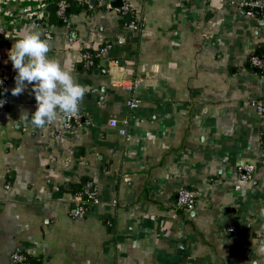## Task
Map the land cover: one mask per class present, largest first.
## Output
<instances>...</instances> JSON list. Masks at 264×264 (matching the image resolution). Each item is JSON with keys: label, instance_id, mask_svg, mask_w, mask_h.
<instances>
[{"label": "crops", "instance_id": "1", "mask_svg": "<svg viewBox=\"0 0 264 264\" xmlns=\"http://www.w3.org/2000/svg\"><path fill=\"white\" fill-rule=\"evenodd\" d=\"M125 1L126 15L90 0L63 23L52 0L42 27L23 0L0 4L2 73L15 87L10 28L50 32L49 57L88 89L90 121L70 131L20 121L36 110L32 85L0 112V264L15 252L38 264H251L264 244V113L254 105L264 77L249 61L264 55V15L242 0ZM86 182L98 202L76 219L72 197ZM183 188L198 193L191 212L175 208Z\"/></svg>", "mask_w": 264, "mask_h": 264}, {"label": "clouds", "instance_id": "2", "mask_svg": "<svg viewBox=\"0 0 264 264\" xmlns=\"http://www.w3.org/2000/svg\"><path fill=\"white\" fill-rule=\"evenodd\" d=\"M14 41L8 52V59L17 73L11 95L19 96L32 85L31 94L36 101L34 113L21 109L20 121L44 128L56 121L76 117L88 89L78 83L58 59L49 57V40L42 38L41 31L25 28L18 32ZM4 103L0 101V107ZM261 214L264 215V210ZM256 252L259 259L252 260L251 264H264V244L257 247Z\"/></svg>", "mask_w": 264, "mask_h": 264}, {"label": "built area", "instance_id": "3", "mask_svg": "<svg viewBox=\"0 0 264 264\" xmlns=\"http://www.w3.org/2000/svg\"><path fill=\"white\" fill-rule=\"evenodd\" d=\"M16 0H0V4H8L12 3ZM24 3L28 4V15L30 16L31 22L33 25L42 27L49 20V4L52 0H23ZM90 0H56L57 7V16L64 23L68 20V11L72 7H83L87 5ZM241 6L246 7L249 11H253L255 8H259L262 10L264 15V0H242ZM130 4L125 1L124 4L115 9V11L120 15H126L131 12ZM130 28L142 29L144 28L143 22H131L128 25ZM15 30L10 28L8 30L5 40L13 42L16 38ZM45 38L49 41L52 39V35L50 32L45 34ZM85 58L87 59V66L90 68L94 65L93 58L90 54H85ZM250 66L253 68L254 72L262 77H264V55H254L250 58L249 61ZM117 63L112 61H108V67L111 70L115 67ZM0 80L3 81V84H0V101H5L3 107H0V112H4L10 105L11 101V90L14 88L13 81L5 76L2 73V65L0 64ZM127 90L133 91L135 85L131 82L129 85L125 86ZM128 106L131 109L138 107L139 101L136 99H132L128 101ZM254 105L257 107L258 111L264 113V103L261 101L255 102ZM111 128L117 129L119 134L125 138L127 136L126 123L123 127L120 126V123L117 119H112L109 122ZM90 125V121L84 118V113L79 107V112L76 117L66 119L63 122V128L66 131L70 130H80ZM255 167L252 164H244L238 166L239 176L243 180H250L254 176ZM198 200V193L189 188L180 189L177 195V200L175 203V208L178 211L182 212H191L195 209ZM97 192L94 188L93 183L86 182L76 193H74L72 197V210L71 214L76 219H82L85 217L87 210L91 206V204L97 203ZM12 262L13 264H32L30 257L22 252H15L12 254Z\"/></svg>", "mask_w": 264, "mask_h": 264}, {"label": "water", "instance_id": "4", "mask_svg": "<svg viewBox=\"0 0 264 264\" xmlns=\"http://www.w3.org/2000/svg\"><path fill=\"white\" fill-rule=\"evenodd\" d=\"M111 3L115 8L122 6V0H111ZM246 11H247V9H246ZM253 12L255 15H258V16H261V14H262V10H260L259 8H255L253 10Z\"/></svg>", "mask_w": 264, "mask_h": 264}, {"label": "trees", "instance_id": "5", "mask_svg": "<svg viewBox=\"0 0 264 264\" xmlns=\"http://www.w3.org/2000/svg\"><path fill=\"white\" fill-rule=\"evenodd\" d=\"M53 12V18L55 19V22H59V21H61L59 18H58V16H56V12L57 11H52ZM30 260H31V262H32V264H38V261L35 259V258H32V257H30Z\"/></svg>", "mask_w": 264, "mask_h": 264}]
</instances>
